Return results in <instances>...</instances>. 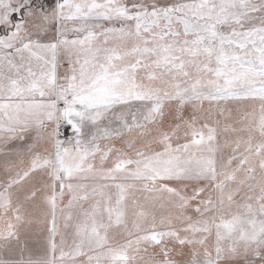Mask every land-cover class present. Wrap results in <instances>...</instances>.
Listing matches in <instances>:
<instances>
[{
	"label": "snow or ice",
	"instance_id": "snow-or-ice-1",
	"mask_svg": "<svg viewBox=\"0 0 264 264\" xmlns=\"http://www.w3.org/2000/svg\"><path fill=\"white\" fill-rule=\"evenodd\" d=\"M0 264H264V0H0Z\"/></svg>",
	"mask_w": 264,
	"mask_h": 264
}]
</instances>
